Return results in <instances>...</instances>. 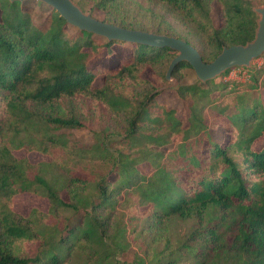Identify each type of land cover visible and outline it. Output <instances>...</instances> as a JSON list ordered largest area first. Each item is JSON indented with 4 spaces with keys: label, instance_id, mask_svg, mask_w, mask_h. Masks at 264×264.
<instances>
[{
    "label": "trees",
    "instance_id": "1",
    "mask_svg": "<svg viewBox=\"0 0 264 264\" xmlns=\"http://www.w3.org/2000/svg\"><path fill=\"white\" fill-rule=\"evenodd\" d=\"M30 1L47 5L0 0V264H264V68L235 86L220 78L231 69L179 82L180 109L144 75L166 81L175 49L109 41L51 6L37 23ZM89 1L103 20L182 38L206 62L257 27L252 0H151L166 12L147 8L148 21L136 0ZM117 44L131 53L93 64ZM89 125L87 141L75 131ZM22 149L50 159L16 156ZM22 192L48 209L18 213ZM179 222L191 223L184 234ZM131 242L144 255L121 259Z\"/></svg>",
    "mask_w": 264,
    "mask_h": 264
},
{
    "label": "water",
    "instance_id": "2",
    "mask_svg": "<svg viewBox=\"0 0 264 264\" xmlns=\"http://www.w3.org/2000/svg\"><path fill=\"white\" fill-rule=\"evenodd\" d=\"M14 1V0H11ZM24 1V0H19ZM56 9L66 21L81 29L107 38L130 43L148 44L151 46H168L178 53L171 60L166 71V79L172 87L178 86V79L173 75L175 66L188 62L197 79L207 82L220 77L233 67L251 68L253 60L264 54V2L254 8L258 15L254 38L244 44L224 46L222 51L210 62L203 60L200 51L186 40L170 35L158 34L141 29L124 28L99 19L85 12L75 0H39Z\"/></svg>",
    "mask_w": 264,
    "mask_h": 264
},
{
    "label": "rangeland",
    "instance_id": "3",
    "mask_svg": "<svg viewBox=\"0 0 264 264\" xmlns=\"http://www.w3.org/2000/svg\"><path fill=\"white\" fill-rule=\"evenodd\" d=\"M78 5L88 13L93 14L95 17L102 19L104 17V13L100 10L94 9V3L89 0H76ZM136 2L142 3L143 7L140 10L141 14L144 15L146 18L144 20L148 21L150 19L149 14L147 13L146 9H152L158 13H165L166 8L161 5L160 3H155L151 0H136ZM252 2L255 4V6L261 5L264 0H252ZM25 8H30L32 12V18L37 23H42L45 18L49 14V6L47 5H41L37 1H30L24 4ZM149 17V18H148ZM212 18L214 20V24L217 26L220 21V17L218 14L217 6L215 5L214 10L212 11ZM167 19L174 27H176L178 30H187V27L181 24L177 19L172 17V15L167 13ZM131 53V46L128 44H117L114 46V52L111 55L105 56L103 55L101 58L96 59L93 64L98 65L102 69H107L109 67L115 66L119 63V61L129 55ZM264 68V55L257 57L253 60V65L251 68H242V67H233L231 68L230 72L227 74H223L220 78L224 82H229L230 85H240L241 83L248 82L250 79V71L255 69H261ZM145 77L152 80L156 85L160 87L164 92L162 95L158 97V100H165L170 102V106H175L181 109L182 102L179 98V96L176 94L175 89L176 87L171 86V82H169L167 79L166 81L161 78V75H159L156 70L150 69L146 71L144 74ZM174 76L178 79L179 82H194L195 79H197V76L194 72V70L190 68H183L180 71L176 72ZM103 81V73L100 74V76L97 79L96 84H101ZM179 84V83H178ZM179 113L183 115V111L179 110ZM97 130V126L95 125H89L85 130H78L75 131L76 134L84 135L85 139L87 141L91 140L92 131ZM179 139L176 138L175 142ZM263 143L262 141L259 142V144ZM166 151H168L167 148H165ZM15 155L24 158H29L32 162H40V161H46L49 160V156L43 155L39 152L34 151H28L27 149L22 150H16ZM145 170H150L149 165L143 164ZM48 200L36 193L33 192H22L17 194L14 197L13 200V208L15 211H17L20 214L27 215L32 208H39L41 210L46 211L48 209ZM191 223L189 222H179L177 223L175 227V232H180L181 234H184V232L190 227ZM134 241V240H133ZM132 241V242H133ZM131 242V243H132ZM137 255H144L136 245V243H132L131 247L125 251L121 259L126 261H133L136 259Z\"/></svg>",
    "mask_w": 264,
    "mask_h": 264
},
{
    "label": "built area",
    "instance_id": "4",
    "mask_svg": "<svg viewBox=\"0 0 264 264\" xmlns=\"http://www.w3.org/2000/svg\"><path fill=\"white\" fill-rule=\"evenodd\" d=\"M264 55V54H263ZM262 56V55H261ZM260 57V56H259ZM242 68H245V67H242Z\"/></svg>",
    "mask_w": 264,
    "mask_h": 264
}]
</instances>
